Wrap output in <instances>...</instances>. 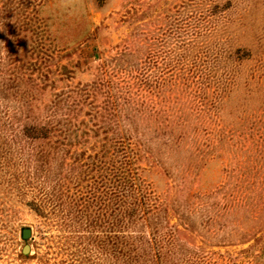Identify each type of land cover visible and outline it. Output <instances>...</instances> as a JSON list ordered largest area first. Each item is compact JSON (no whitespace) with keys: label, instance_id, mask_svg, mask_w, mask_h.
<instances>
[{"label":"rangeland","instance_id":"rangeland-1","mask_svg":"<svg viewBox=\"0 0 264 264\" xmlns=\"http://www.w3.org/2000/svg\"><path fill=\"white\" fill-rule=\"evenodd\" d=\"M0 264H264V0H0Z\"/></svg>","mask_w":264,"mask_h":264},{"label":"trees","instance_id":"trees-1","mask_svg":"<svg viewBox=\"0 0 264 264\" xmlns=\"http://www.w3.org/2000/svg\"><path fill=\"white\" fill-rule=\"evenodd\" d=\"M129 154L119 147L113 149L111 155L113 165V220L116 235L123 233L128 225L137 224L139 221L143 224V230L152 225L150 217L153 215V206L149 203L150 194L146 191L143 194L139 179L133 171V169L136 170L134 164L136 157L130 152ZM148 222L150 225L147 224ZM122 237L125 236L120 238ZM117 239L119 240V238Z\"/></svg>","mask_w":264,"mask_h":264},{"label":"water","instance_id":"water-1","mask_svg":"<svg viewBox=\"0 0 264 264\" xmlns=\"http://www.w3.org/2000/svg\"><path fill=\"white\" fill-rule=\"evenodd\" d=\"M31 233H32V230L29 226H23L20 228V236H21L22 240H24V241H27L31 237ZM21 251L24 254H27L30 251V246L27 242L24 243Z\"/></svg>","mask_w":264,"mask_h":264}]
</instances>
